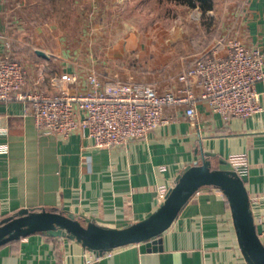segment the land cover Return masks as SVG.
Returning <instances> with one entry per match:
<instances>
[{
    "label": "crops",
    "instance_id": "0c3cea01",
    "mask_svg": "<svg viewBox=\"0 0 264 264\" xmlns=\"http://www.w3.org/2000/svg\"><path fill=\"white\" fill-rule=\"evenodd\" d=\"M188 1L87 3L111 19L112 8L119 6L155 8L165 3L190 9ZM40 2L0 0V60L8 57L23 62L30 81L42 74L41 86L47 92L53 91L51 75L62 70L80 71V66L83 71L96 66L104 75L128 58L133 63L131 60L127 67L135 74L125 80L150 81L161 91L169 90L176 83L174 76L181 65L203 54L221 36L236 37L247 46L259 47L264 54V0H207L212 8L205 12L195 7L197 21L207 17L212 24L206 48L193 47L190 35L182 29L180 34L166 37L169 42L180 37L184 41L181 48L169 43L164 60L154 57L155 53L144 57L147 48L143 41L148 34L139 36V30L131 28L114 38H103L100 63L86 62L87 66L77 62V50L65 42L71 38L70 32L61 31L54 17L46 16V6ZM201 30L204 37L206 30ZM38 50L47 57L37 54ZM142 71L163 74L147 77L141 75ZM256 91L261 109L245 119L224 120L200 107L195 122L182 118L151 131L144 139L108 149H94L91 141L76 134L61 139L42 133L33 118L24 113L22 103L0 104V220L21 208H44L93 219L105 227H125L153 213L162 202L158 187L170 189L187 165L201 162L202 153L213 154L209 158L212 167L229 169L228 157L243 154L247 171L241 178L259 236L264 230V79L256 84ZM260 239L264 244V238ZM161 240V251L141 252L139 245L132 244L88 263L90 251L80 243L34 234L0 246V264H247L237 242L229 204L215 187L196 191Z\"/></svg>",
    "mask_w": 264,
    "mask_h": 264
},
{
    "label": "built area",
    "instance_id": "2783aa9c",
    "mask_svg": "<svg viewBox=\"0 0 264 264\" xmlns=\"http://www.w3.org/2000/svg\"><path fill=\"white\" fill-rule=\"evenodd\" d=\"M78 71L51 75L53 91L47 92L42 74L30 81L23 62L5 57L0 60V104L20 102L40 132L61 139L76 134L94 149L126 146L182 118L195 122L200 107L224 120L245 119L261 109L256 84L264 79L263 51L236 37H218L203 54L184 62L174 76L176 83L165 91L155 83L113 79L94 66L84 74ZM227 162L240 177L246 173L245 155H231ZM168 190L158 187L161 201ZM112 251L90 252L87 261Z\"/></svg>",
    "mask_w": 264,
    "mask_h": 264
},
{
    "label": "water",
    "instance_id": "95a60500",
    "mask_svg": "<svg viewBox=\"0 0 264 264\" xmlns=\"http://www.w3.org/2000/svg\"><path fill=\"white\" fill-rule=\"evenodd\" d=\"M37 54L47 57L42 51ZM209 152L200 163L187 165L177 176L165 199L148 217L121 228L76 218L58 209L21 208L0 220V246L34 234L76 241L101 255L119 247L137 244L141 252L161 251V236L177 219L193 194L205 186L215 187L226 197L240 251L247 264H264V244L259 238L248 192L242 178L232 169L212 167ZM223 164L225 162H222Z\"/></svg>",
    "mask_w": 264,
    "mask_h": 264
},
{
    "label": "rangeland",
    "instance_id": "374dc122",
    "mask_svg": "<svg viewBox=\"0 0 264 264\" xmlns=\"http://www.w3.org/2000/svg\"><path fill=\"white\" fill-rule=\"evenodd\" d=\"M41 1L45 5L46 16L54 17L57 26L60 27L61 31H68L70 34L66 43H70L73 49L77 50L78 63L87 62L89 65L91 62L100 63L102 58L100 55V47H104L103 38H114L118 34L133 29H138L139 36H143L147 32V36L143 43L146 44V54L144 57L149 55L156 56L158 59H165L168 53L166 49L169 43H172L174 47H180L184 42L179 38L172 42L167 41L166 37L171 33H178L182 31L188 32L190 35V42L192 41L193 47L198 45L199 48H206V44L209 43V33L212 26L207 17L205 19L199 18L197 21V10L194 8L184 9L181 7L166 6L159 3L155 8H134V7H123L119 6L112 8L113 17H105L101 15L98 8L92 10V7L87 0H35ZM40 2V3H41ZM94 3V2H93ZM94 7V6H93ZM112 16V15H111ZM192 17L194 19H192ZM77 22L72 24L71 22ZM108 20H107V19ZM75 19V20H74ZM125 23V24H121ZM206 30L205 36L200 32ZM101 38V39H99ZM144 38V37H143ZM187 42V41H185ZM197 55V54H196ZM141 57V56H140ZM132 60V59H131ZM129 58L124 61L117 62V65H113V69L110 72H105L104 75H108L113 79H126L127 76L135 74L134 69L127 67V64H131ZM161 60V61H162ZM129 62V63H128ZM133 63V60H132ZM89 67V66H88ZM96 67V66H95ZM97 67L100 69L99 64ZM80 74L85 72L81 71L83 67L79 66ZM100 73L103 74L99 70ZM163 74L160 71L143 72L141 75L149 77L150 75L157 77V75ZM165 74V73H164ZM169 74V73H168ZM149 75V76H148ZM170 75V74H169ZM160 77V76H159ZM163 77V76H161ZM147 83H152L145 81Z\"/></svg>",
    "mask_w": 264,
    "mask_h": 264
},
{
    "label": "trees",
    "instance_id": "16d2710c",
    "mask_svg": "<svg viewBox=\"0 0 264 264\" xmlns=\"http://www.w3.org/2000/svg\"><path fill=\"white\" fill-rule=\"evenodd\" d=\"M197 2H199V3L197 4ZM188 4H189V6L192 7V8H195V7L198 6V8H199L202 12H205L206 10L212 8V5L209 4V3L207 2V0H194V1H193V0H189V1H188ZM47 237H48V236H47Z\"/></svg>",
    "mask_w": 264,
    "mask_h": 264
}]
</instances>
